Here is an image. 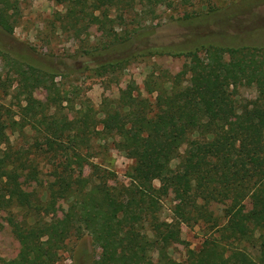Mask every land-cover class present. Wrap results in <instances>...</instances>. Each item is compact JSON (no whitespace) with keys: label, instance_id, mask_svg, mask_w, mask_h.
I'll use <instances>...</instances> for the list:
<instances>
[{"label":"trees","instance_id":"trees-1","mask_svg":"<svg viewBox=\"0 0 264 264\" xmlns=\"http://www.w3.org/2000/svg\"><path fill=\"white\" fill-rule=\"evenodd\" d=\"M56 2L67 9L63 27L74 30L76 37L95 27L105 37V51L126 48L127 39L116 31L125 22V13L141 8L137 15H150L175 0ZM20 3L0 0V28L7 34L15 32ZM213 20L192 16L184 25L195 29ZM189 39L176 50L153 46L140 52L188 53V79L165 73L149 76L145 89L154 100L131 83L114 104L104 102L102 120L87 99L81 98L76 107L64 84L56 81L80 69L57 74L30 65L18 70L19 95L25 103L16 114L0 110V196L20 207L26 220L16 233L18 255L0 257V264H56L66 242L84 234L102 251L93 264H166L169 248L183 243L181 224L197 221L203 205L222 199L253 204L260 220L251 226L235 211L199 250H188L183 264H264V44L203 41L201 33ZM83 54L90 59L85 70L103 75L125 66L138 53L103 62L97 61L102 54L97 48L84 49ZM241 86L255 87L256 99L239 100ZM36 87L46 89L44 101L35 97ZM65 101L71 106L68 113L62 110ZM237 109L238 119L229 123ZM101 140L105 144L96 145ZM110 141L133 160L127 172L129 185L117 181L102 163L93 162L107 153ZM183 145L184 156L173 168ZM46 165L53 177L51 193L69 201L66 215L51 221L41 216V199L23 185ZM171 190L182 199L174 221L167 222L161 219V202Z\"/></svg>","mask_w":264,"mask_h":264},{"label":"rangeland","instance_id":"rangeland-1","mask_svg":"<svg viewBox=\"0 0 264 264\" xmlns=\"http://www.w3.org/2000/svg\"><path fill=\"white\" fill-rule=\"evenodd\" d=\"M20 7L21 15L15 32L7 34L0 28V110L10 109L15 114L19 112L20 105L25 103L24 96L19 95L18 70L22 67L37 66L55 71L57 74L80 69V72H74L67 78L57 77L56 81L64 84L71 99H75L73 103L76 107H79L78 102L81 98L85 101L87 99L97 111L98 118L102 120L105 117L102 111L104 102L114 104L119 99L121 90L131 83L137 85L143 96H149L154 100L155 95H148L145 89V82L149 76L158 77L165 73L170 76L179 75L183 79L189 78L191 58L188 53L181 51L163 55L140 53L148 47L175 46L176 50L179 49L177 45L189 37L193 38L196 33H201L205 37L203 41L224 42L233 46L264 44V0H175L171 7L161 6L150 15L144 12L137 15L142 11L141 8H137L125 13V22L116 28L121 38L127 39L126 48L105 51L102 48L105 43L102 31L93 27L90 29V35L82 32L80 37H76L74 30L63 27L62 18H65L67 12L64 4L56 0H21ZM219 9L222 11L215 12ZM192 16H209L214 20L195 29L186 27L184 20ZM89 48L102 51L97 58V61L101 62L119 58L125 53L138 54L125 66L100 75L84 68L90 59L83 54V50ZM74 87H78V90L74 91ZM34 95L44 101L47 91L43 87H36ZM256 97L255 87L238 88L239 100H254ZM70 108V104L65 101L63 112L68 113ZM240 113V109L235 110L229 116L228 122L237 120ZM99 144H105V141H96V145ZM108 145L107 153L93 159V162L102 163L115 173L117 181L129 185L127 172L133 165V160L116 150L112 141ZM185 149L186 145H183L179 155L172 161L173 168L180 164ZM89 172L88 167L86 174ZM51 183L53 177L50 165L44 166L36 178L23 180L24 187L35 192L41 199L43 203L41 216L47 221L61 219L69 207L66 198L51 193L49 189ZM155 185L159 187V181H155ZM181 199V194L175 190H171L162 199L160 213L162 220L174 221ZM111 204L115 202L111 201ZM235 211H239L242 219L251 226L260 220L255 206L249 202L236 205L228 199H222L203 205L197 221L181 224L183 243H175L169 248V259L166 264H183L188 250H199L205 239L213 236L216 229L225 224ZM25 220V212L20 207L7 196H0V257L13 259L18 255L20 243L16 233L24 227ZM29 222H33V218L29 219ZM101 252V248L93 243L90 235L72 237L60 250L56 264H93L100 258ZM254 253L257 251L254 250Z\"/></svg>","mask_w":264,"mask_h":264}]
</instances>
